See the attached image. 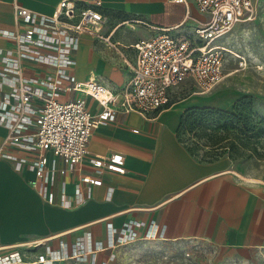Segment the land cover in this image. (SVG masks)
<instances>
[{"label":"crops","instance_id":"1","mask_svg":"<svg viewBox=\"0 0 264 264\" xmlns=\"http://www.w3.org/2000/svg\"><path fill=\"white\" fill-rule=\"evenodd\" d=\"M59 1L0 0V28L19 30L26 26L16 21V3L51 15ZM74 1L82 5L101 2L97 7L107 16L101 33L110 41L83 33L73 72L79 80L97 79L115 91L131 77V64L136 58L134 43L162 28L177 37L197 36L196 30L209 18L195 0ZM118 17H124L128 24ZM7 44L8 39L0 35V45ZM83 66L91 73L80 74ZM74 94L78 93L63 95V99L80 96ZM219 96L198 93L181 97L176 91L172 104L155 113L154 118L137 112L121 113L116 121L95 128L88 157L122 152L126 172L107 171L105 183L93 185L91 197L71 208L46 202L29 183L34 176L32 170H17L12 159L0 158V216L19 227H0V252L11 245L28 248L36 240L55 237L73 242L84 234L87 225L96 238L105 240L108 223L120 227L133 217L148 223L155 220L163 233L160 238L147 239L142 228L139 239L204 241L236 261L264 264V181L239 174L227 157L196 158L177 135L185 110L214 105ZM87 102L92 113L102 109L93 97L88 96ZM6 134L7 128L0 124V146ZM83 174H94L88 160L59 177V181H66L69 196H74L76 182ZM107 185L114 188L111 199L105 198ZM11 231H29L40 237L13 241L8 236Z\"/></svg>","mask_w":264,"mask_h":264},{"label":"built area","instance_id":"2","mask_svg":"<svg viewBox=\"0 0 264 264\" xmlns=\"http://www.w3.org/2000/svg\"><path fill=\"white\" fill-rule=\"evenodd\" d=\"M195 1L209 15L196 30L197 36L177 37L162 28L138 40L133 45L136 58L131 77L118 91L97 79L79 80L73 72L83 33L110 41L101 33L107 21L97 7L101 2L82 5L61 0L51 15L16 3V21L26 26L19 30L0 28V35L9 41L0 45V124L7 128L0 158L12 159L17 170H32L31 187L46 202L66 208L87 201L92 186L105 183L107 171L125 173L122 152L88 157L93 130L116 121L121 113L137 112L154 118L172 104V95L187 82L198 93L211 91L224 78L227 47L217 40L253 14L257 2ZM73 93L80 96L60 98ZM88 96L102 106L98 113L89 110ZM86 160L94 174L81 175L71 197L66 181H59V177L75 171ZM113 192L114 188L107 185L105 198L111 199ZM142 228L147 239L163 235L155 220L148 223L133 217L120 227L108 223L105 240L96 238L87 225L84 234L73 242L55 237L36 240L28 248L11 245L0 252V264H114V250L142 237Z\"/></svg>","mask_w":264,"mask_h":264},{"label":"rangeland","instance_id":"3","mask_svg":"<svg viewBox=\"0 0 264 264\" xmlns=\"http://www.w3.org/2000/svg\"><path fill=\"white\" fill-rule=\"evenodd\" d=\"M118 18L128 24L124 17ZM217 42L227 51L224 78L207 93L221 95L211 105L216 111L198 116L195 129L184 133L182 142L198 159L227 157L239 174L264 181V0H257L254 13ZM116 45L113 47L122 53ZM78 71L91 73L85 66ZM196 90L184 83L177 93L182 97L198 94ZM2 218L0 227L19 229L18 223ZM9 233L13 241L40 237L29 231ZM115 264L248 263L236 261L204 241L137 239L115 249Z\"/></svg>","mask_w":264,"mask_h":264},{"label":"trees","instance_id":"4","mask_svg":"<svg viewBox=\"0 0 264 264\" xmlns=\"http://www.w3.org/2000/svg\"><path fill=\"white\" fill-rule=\"evenodd\" d=\"M208 111H216L215 106L193 107L185 110L182 114L177 130L178 138L182 141L184 133L195 129V126L197 125V117L204 115Z\"/></svg>","mask_w":264,"mask_h":264}]
</instances>
